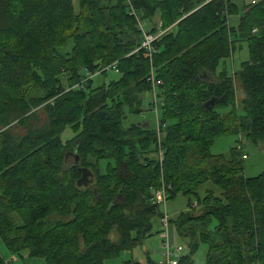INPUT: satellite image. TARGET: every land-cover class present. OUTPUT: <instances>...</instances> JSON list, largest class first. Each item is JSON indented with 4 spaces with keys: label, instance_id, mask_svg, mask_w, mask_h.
<instances>
[{
    "label": "trees",
    "instance_id": "trees-1",
    "mask_svg": "<svg viewBox=\"0 0 264 264\" xmlns=\"http://www.w3.org/2000/svg\"><path fill=\"white\" fill-rule=\"evenodd\" d=\"M241 43L247 59L228 72ZM106 72L115 77L91 86ZM232 75L243 93L236 109ZM144 105L152 124L128 123ZM38 107L45 121L34 125ZM16 121L23 135L10 132ZM65 128L75 136L62 143ZM229 132L264 144V0L240 11L230 0H77L76 11L72 0H0V240L10 254L102 264L159 234L151 195L164 188L166 200L187 198L168 220L183 247L123 264H193L200 246L203 264H264V172L244 179L235 149L229 161L208 152ZM80 168L86 186H76ZM207 181L218 196L198 195Z\"/></svg>",
    "mask_w": 264,
    "mask_h": 264
},
{
    "label": "rangeland",
    "instance_id": "rangeland-1",
    "mask_svg": "<svg viewBox=\"0 0 264 264\" xmlns=\"http://www.w3.org/2000/svg\"><path fill=\"white\" fill-rule=\"evenodd\" d=\"M111 1V0H110ZM251 1L258 2L260 0H230L236 8L237 11H240V9L250 4ZM72 5L74 10H77V0H72ZM157 19V17H153V22ZM237 21V16L233 15L230 16L228 19V23L230 25H234ZM147 25L144 24L143 29L147 30ZM239 46H241V49H236L233 51L231 56L228 58L227 61V71L228 72H236L239 69V64L247 59V49L245 47L244 43H241ZM113 73L106 72L105 78H102L101 76H95L91 79L92 83L91 86H96L100 82L113 78L115 76H112ZM232 86L235 91V102L234 106L235 109L239 105V99L243 96V93L241 92L240 84L236 76L232 75ZM30 94L34 95L35 93L31 90ZM148 96H143L142 100H146ZM159 109V108H158ZM157 109V110H158ZM36 119L33 121L34 125H40L45 121L44 114L42 113V108L38 107L35 110ZM219 111V110H218ZM125 114H128L124 111ZM128 123H149L152 124L153 121V111L148 107V105H144L142 108L141 113L138 115H126ZM9 130L14 135H23L26 131V128L23 126H20L19 123L13 122L9 126ZM241 138L244 141V145L242 146L241 152L245 155V159H240L239 154L236 152V160L238 161L239 167L241 169V176L244 179H251L256 177L258 174L264 172V147L261 142H253L249 138L245 137L244 133H241ZM75 134L71 132L69 128H65L63 132L59 135V139L62 143H65L69 140H71ZM238 136L235 135V133H226L221 136H217L211 140L210 146H208V152L212 156H220L223 158L224 161H229V153L231 149L235 148L236 142H237ZM156 150V149H155ZM148 158L150 160H156L160 162L161 158H157L156 152H153V148L148 152ZM73 153H69V157L65 160L63 164V168H67L68 166H71L73 162ZM103 163L100 162L99 166H97L98 171L100 174L103 173ZM207 176V173L203 171V177ZM238 177L240 176V173H237ZM236 176L234 178H236ZM89 179V178H88ZM93 179V178H92ZM94 180V179H93ZM90 186V185H89ZM196 192L199 196H202L205 190L210 191L211 194L214 196H218L219 189L210 181L203 182L200 186L197 185ZM90 189L93 188V181L91 183ZM154 191V190H153ZM152 191V192H153ZM167 196V194H166ZM186 202L187 198L181 194H176L172 197H168L165 206H164V212L167 216V219L170 221H174L176 217L179 215V213L184 212L186 210ZM199 211H194V215L198 214ZM50 219H58V220H66V217H59L58 215H51ZM213 222V221H212ZM158 222L157 220L152 221V233L156 232L158 230ZM169 232V242H170V249L169 251L172 252L173 248L177 245L182 246V242L174 235L173 228L168 227ZM108 240L110 242H115L117 240V234L115 232V229H112L108 234ZM0 251L8 252L2 245V242L0 240ZM185 250H183V253ZM162 252L159 248V238L157 234H153L150 237H147L143 239L139 244L133 246L129 251L120 252L117 254V256L106 259L103 261L102 264H123L124 261L132 260L138 263H144L148 260L153 262L163 261ZM204 253L205 249L204 246H200L195 253L192 255V261L193 264H203L204 260ZM23 255V254H22ZM8 257H4L7 262V264H23V261H21V258L19 255H13L9 252L7 253Z\"/></svg>",
    "mask_w": 264,
    "mask_h": 264
},
{
    "label": "built area",
    "instance_id": "built-area-1",
    "mask_svg": "<svg viewBox=\"0 0 264 264\" xmlns=\"http://www.w3.org/2000/svg\"><path fill=\"white\" fill-rule=\"evenodd\" d=\"M152 40L153 38L151 36H145L144 41L141 44V47L148 49L150 46V42ZM155 105L156 104H153L154 109H155ZM154 127L156 131L158 129V121L156 119L154 120ZM242 139L243 138L238 136V139H237V142L234 148L235 151L239 154V157L241 160L245 159V155L241 152L242 146L244 145V141ZM158 157L161 158L160 153H158ZM165 202H166V194L164 192V188H158L152 192L151 203L154 205H159L162 208V213L158 221L160 225V232L158 234V238H159V246L164 251V256L166 257V259H168L169 256L172 257L175 253H177L180 250V248L176 247L175 249L173 248L172 252L169 251L170 242H169V237H168V219L164 212Z\"/></svg>",
    "mask_w": 264,
    "mask_h": 264
},
{
    "label": "water",
    "instance_id": "water-1",
    "mask_svg": "<svg viewBox=\"0 0 264 264\" xmlns=\"http://www.w3.org/2000/svg\"><path fill=\"white\" fill-rule=\"evenodd\" d=\"M213 103H214V100L210 99L208 102L205 103L204 108L209 110L213 106ZM79 171H80V177L76 181V186H86L87 182L91 178V175L84 168H80Z\"/></svg>",
    "mask_w": 264,
    "mask_h": 264
},
{
    "label": "crops",
    "instance_id": "crops-1",
    "mask_svg": "<svg viewBox=\"0 0 264 264\" xmlns=\"http://www.w3.org/2000/svg\"><path fill=\"white\" fill-rule=\"evenodd\" d=\"M253 2V1H251ZM3 245V244H2ZM4 247V246H3ZM8 253V252H7ZM6 252L0 251V256L6 260L4 257H8ZM21 258V261H23V264H45L44 261L40 258L36 257H28L26 253H23L22 256H19Z\"/></svg>",
    "mask_w": 264,
    "mask_h": 264
}]
</instances>
